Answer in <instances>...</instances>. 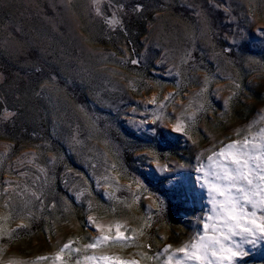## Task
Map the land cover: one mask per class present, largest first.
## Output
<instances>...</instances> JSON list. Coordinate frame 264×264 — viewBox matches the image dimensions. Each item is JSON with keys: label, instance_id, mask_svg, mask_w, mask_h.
Wrapping results in <instances>:
<instances>
[{"label": "rangeland", "instance_id": "rangeland-1", "mask_svg": "<svg viewBox=\"0 0 264 264\" xmlns=\"http://www.w3.org/2000/svg\"><path fill=\"white\" fill-rule=\"evenodd\" d=\"M262 130L264 0H0V264L182 260Z\"/></svg>", "mask_w": 264, "mask_h": 264}, {"label": "snow or ice", "instance_id": "snow-or-ice-1", "mask_svg": "<svg viewBox=\"0 0 264 264\" xmlns=\"http://www.w3.org/2000/svg\"><path fill=\"white\" fill-rule=\"evenodd\" d=\"M209 160L215 164L204 176L213 215L207 218L209 222L203 224L202 235L177 249L183 254V259L174 261L173 256H169L168 264H236L237 258L247 255L244 244L264 240V143L257 146L255 140L245 138L242 143L237 141L221 148ZM111 239L109 236L97 238L87 248H95ZM126 240L127 237L118 232L114 242ZM69 247L65 244L55 260H61V254ZM76 264H79L78 260ZM119 264L127 262L120 261Z\"/></svg>", "mask_w": 264, "mask_h": 264}]
</instances>
